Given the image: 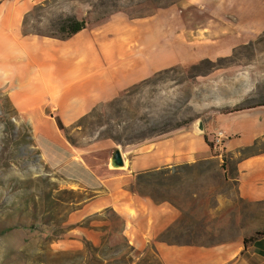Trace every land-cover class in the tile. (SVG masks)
Here are the masks:
<instances>
[{
	"label": "crops",
	"instance_id": "0c3cea01",
	"mask_svg": "<svg viewBox=\"0 0 264 264\" xmlns=\"http://www.w3.org/2000/svg\"><path fill=\"white\" fill-rule=\"evenodd\" d=\"M44 2L0 1V90L34 130L45 162L92 194L71 218L85 224L112 210L127 244L159 264H264V106L212 112L130 144L122 167L113 165L116 145L75 147L57 123L74 127L154 75L213 61L224 55L221 41L212 51L181 31L174 7L115 12L67 40L26 33L27 16ZM258 14L259 0H219L215 16ZM100 149H113L102 165L91 156Z\"/></svg>",
	"mask_w": 264,
	"mask_h": 264
},
{
	"label": "rangeland",
	"instance_id": "374dc122",
	"mask_svg": "<svg viewBox=\"0 0 264 264\" xmlns=\"http://www.w3.org/2000/svg\"><path fill=\"white\" fill-rule=\"evenodd\" d=\"M173 7L180 11L181 31L212 51L220 40L224 55L165 70L64 127L75 147L100 139L122 150L212 112L264 106V0L254 17L215 16L219 0L203 6L182 0H46L27 16L24 30L53 36L66 17L96 25L119 11L146 17ZM112 152L100 149L93 162L104 164ZM91 197L45 162L34 130L0 90V233L10 229L0 235V264H159L127 244L123 219L112 210L76 223L71 215Z\"/></svg>",
	"mask_w": 264,
	"mask_h": 264
},
{
	"label": "trees",
	"instance_id": "16d2710c",
	"mask_svg": "<svg viewBox=\"0 0 264 264\" xmlns=\"http://www.w3.org/2000/svg\"><path fill=\"white\" fill-rule=\"evenodd\" d=\"M88 25L89 24L85 20H79L75 16L66 17L58 23V29H57L58 35H53L52 37L60 39V40H67V39L73 37L74 35L82 32L83 30L87 29ZM253 107H257V106H253ZM250 108H252V107H250ZM240 110H243V109H233V111H240ZM57 123H58L59 128L61 130H64L63 123L59 118H57ZM186 125H189V124L178 125L174 129H179V128L184 127ZM167 132L168 131H163L161 134H164ZM9 231H10V229H6V230L2 231L0 233V235H4V234L8 233ZM261 235H264V232L257 234V237H259Z\"/></svg>",
	"mask_w": 264,
	"mask_h": 264
},
{
	"label": "water",
	"instance_id": "95a60500",
	"mask_svg": "<svg viewBox=\"0 0 264 264\" xmlns=\"http://www.w3.org/2000/svg\"><path fill=\"white\" fill-rule=\"evenodd\" d=\"M113 165L115 167L124 166V161H123L122 154H121L120 150H117L116 153L113 156Z\"/></svg>",
	"mask_w": 264,
	"mask_h": 264
},
{
	"label": "built area",
	"instance_id": "2783aa9c",
	"mask_svg": "<svg viewBox=\"0 0 264 264\" xmlns=\"http://www.w3.org/2000/svg\"><path fill=\"white\" fill-rule=\"evenodd\" d=\"M223 138H224L223 134L222 133H219L217 135V142H220Z\"/></svg>",
	"mask_w": 264,
	"mask_h": 264
}]
</instances>
